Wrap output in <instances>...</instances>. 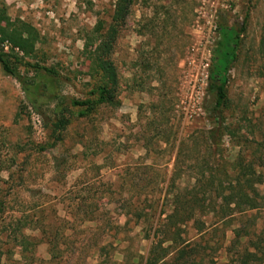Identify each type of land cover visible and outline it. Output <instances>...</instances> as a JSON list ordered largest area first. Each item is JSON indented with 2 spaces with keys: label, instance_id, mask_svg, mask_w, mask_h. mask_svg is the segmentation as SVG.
<instances>
[{
  "label": "rangeland",
  "instance_id": "1",
  "mask_svg": "<svg viewBox=\"0 0 264 264\" xmlns=\"http://www.w3.org/2000/svg\"><path fill=\"white\" fill-rule=\"evenodd\" d=\"M115 1L0 0V9L10 23L35 32L33 54L24 60L56 70L60 93L81 100L93 83L86 76L84 38L97 21L109 23ZM220 19L234 26L246 20L228 73L227 105L217 117L206 77ZM263 35L264 0H134L110 54L118 78L117 106L73 121L61 134L62 143L43 153L35 147L51 141L43 126L49 110L43 107L36 115L20 86L0 69V167L12 173L10 180L0 173L6 221L14 226L26 215L33 225L57 226L62 219L76 229L65 234L69 242L104 239L116 247L108 249L107 262L96 256L57 261L41 242L30 264H143L136 257L146 255L150 223L164 217L160 204L173 174L180 175L176 185L184 187L200 173L229 174V163L240 155L264 182ZM19 72L33 78L29 70ZM146 197L159 199L157 207L145 208ZM137 204L148 221L131 216ZM69 205L74 211L67 218ZM240 218L264 235V204ZM205 222L196 239L205 248L204 264H227L231 228ZM25 234L41 238L36 231ZM195 236L187 225L182 238ZM12 238L9 230L1 234L2 246Z\"/></svg>",
  "mask_w": 264,
  "mask_h": 264
},
{
  "label": "trees",
  "instance_id": "2",
  "mask_svg": "<svg viewBox=\"0 0 264 264\" xmlns=\"http://www.w3.org/2000/svg\"><path fill=\"white\" fill-rule=\"evenodd\" d=\"M133 2L134 0H116L109 23L104 26L102 21H97L85 36L82 53L88 61L86 76L93 83L81 100L60 93V75L56 70L24 60L33 54L35 32L22 23H10L3 9H0V69L20 86L25 101L36 115L41 116L43 107L49 110V116L43 119V126L51 141L35 147L37 153L54 150L60 145L63 140L61 134L73 121H85L100 108L117 106L118 78L110 61V54L118 30L130 14ZM245 20L239 26H234L220 19L215 28L217 40L211 50L206 93L212 97V112L217 117L221 116V111L227 105L225 88L228 73L237 58ZM261 46L264 49V35ZM20 68L31 71L33 78L28 79L22 75ZM253 166L252 162L237 155L229 163V174L200 173L189 179L184 187L176 185L181 180L180 175H171L160 204V214L164 217L150 223L148 228L152 229V234L144 237L149 241L148 250L144 259L138 256L136 260H142L143 264H204L205 248L201 246V239H196L206 230L205 220H214L231 228L232 239L226 249L227 264H264V235H256L239 221L242 220L241 216L258 210L264 204V182ZM2 172L7 173V180L11 179L9 167H0V173ZM2 184L8 183L3 181ZM158 200L154 197L144 198L145 208L151 210L157 207ZM71 206L67 207L64 217H70V212L74 211ZM128 206H125L127 212L128 208L129 211L131 209ZM164 206L168 209L165 214L162 211ZM5 212L0 198V235L9 230L13 236L6 247L0 242V264L2 260L8 264H30L31 256L41 242L46 245L50 259L57 261L68 256L83 261L96 256L108 261V249H116L111 241L104 239L97 242H69L65 234H73L76 229L62 219H58L60 224L57 226L52 223L33 225L29 216L25 215L12 226L6 221L8 215ZM131 216L137 222L149 219L140 204L133 207ZM95 224L98 226V223ZM187 225L191 226L196 236L185 240L182 235ZM26 231H36L41 238L27 235ZM232 249L233 253L230 254ZM14 254L18 256V260H13ZM109 264L122 263L109 261Z\"/></svg>",
  "mask_w": 264,
  "mask_h": 264
}]
</instances>
